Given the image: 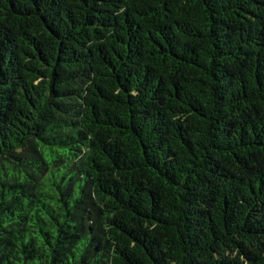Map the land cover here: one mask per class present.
<instances>
[{"label": "trees", "instance_id": "1", "mask_svg": "<svg viewBox=\"0 0 264 264\" xmlns=\"http://www.w3.org/2000/svg\"><path fill=\"white\" fill-rule=\"evenodd\" d=\"M0 264H264V0H0Z\"/></svg>", "mask_w": 264, "mask_h": 264}]
</instances>
